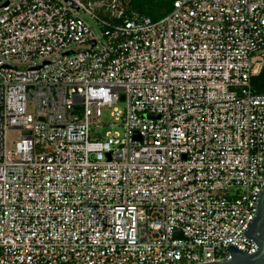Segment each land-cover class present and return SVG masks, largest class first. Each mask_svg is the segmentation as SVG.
I'll return each instance as SVG.
<instances>
[{
	"label": "built area",
	"instance_id": "built-area-1",
	"mask_svg": "<svg viewBox=\"0 0 264 264\" xmlns=\"http://www.w3.org/2000/svg\"><path fill=\"white\" fill-rule=\"evenodd\" d=\"M125 1L0 0V264L257 250L264 0H174L157 20Z\"/></svg>",
	"mask_w": 264,
	"mask_h": 264
},
{
	"label": "water",
	"instance_id": "water-1",
	"mask_svg": "<svg viewBox=\"0 0 264 264\" xmlns=\"http://www.w3.org/2000/svg\"><path fill=\"white\" fill-rule=\"evenodd\" d=\"M29 132H25L27 134ZM256 212L245 229L243 236L257 243L254 253H247L236 245L229 243L228 249L232 251L230 259H220L199 264H264V188L258 193Z\"/></svg>",
	"mask_w": 264,
	"mask_h": 264
},
{
	"label": "trees",
	"instance_id": "trees-1",
	"mask_svg": "<svg viewBox=\"0 0 264 264\" xmlns=\"http://www.w3.org/2000/svg\"><path fill=\"white\" fill-rule=\"evenodd\" d=\"M125 2L128 15L131 16L133 12H139L157 20L170 12L174 0H126ZM253 84L255 92L264 94V73L254 78Z\"/></svg>",
	"mask_w": 264,
	"mask_h": 264
},
{
	"label": "rangeland",
	"instance_id": "rangeland-1",
	"mask_svg": "<svg viewBox=\"0 0 264 264\" xmlns=\"http://www.w3.org/2000/svg\"><path fill=\"white\" fill-rule=\"evenodd\" d=\"M93 23V22H92ZM80 48H86V46H80ZM33 62L27 61V62H22V63H16L17 67L20 68H27L31 66ZM29 111L33 109L32 104H29ZM103 115L102 119L106 123L104 127H102L103 133L107 132H118L122 133L123 129L120 126H116L114 119L112 117V111L113 109L109 106H103L102 107ZM22 133L19 130H11L7 133V140H8V147L9 149H13L15 146V143L20 139Z\"/></svg>",
	"mask_w": 264,
	"mask_h": 264
}]
</instances>
